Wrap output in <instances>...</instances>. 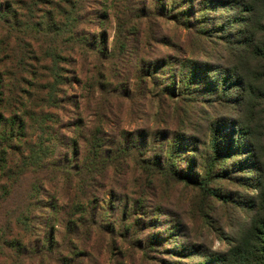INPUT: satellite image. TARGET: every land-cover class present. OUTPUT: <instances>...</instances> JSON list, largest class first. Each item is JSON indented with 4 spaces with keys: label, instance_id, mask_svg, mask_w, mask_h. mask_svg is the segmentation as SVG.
<instances>
[{
    "label": "trees",
    "instance_id": "trees-1",
    "mask_svg": "<svg viewBox=\"0 0 264 264\" xmlns=\"http://www.w3.org/2000/svg\"><path fill=\"white\" fill-rule=\"evenodd\" d=\"M141 1L145 4L137 8V0H119V6L122 14L125 9L133 14L130 19L133 24H150L153 12L147 0ZM214 2L204 0L200 5L209 9ZM239 3L240 6L233 1L226 4L229 10L237 13H234L236 24L244 25L245 29L235 30V37L228 38L234 59L229 70H225L227 77L224 76L220 84L225 86L229 78H236V82L231 83L233 87L239 88L241 84L237 99L243 103V112L249 118V122L242 124L241 134L250 141V148L236 142L234 145L238 148L233 152L237 155L233 152L227 155H230L228 159L233 155H246L240 169L247 170L254 169L253 161L258 164L264 160L261 144V133L264 132V0H240ZM91 4L98 8L95 10ZM184 4L186 8L172 14L171 19L175 22L187 20L191 24L196 21H192L197 14L194 3L187 0ZM104 6L103 0H0V264H83L85 260L93 261L86 251L93 239H97L96 244L104 243L108 252L114 238L126 239L120 229L109 227L111 220L106 224L98 220V208L93 205V199L98 190L110 187L104 183V178L109 176L115 184L126 174L124 172L134 169L145 188L152 190L153 184L169 173L163 151L147 156L146 147L140 146L137 136L115 144L105 128L110 118L117 119L121 115V103L130 98L122 73L130 66L132 50L129 38L123 41L125 33L133 34V29L124 30L118 26L113 50L109 52L104 40L106 36L98 37L90 30L96 20L101 19L99 7ZM102 13L107 15V12ZM227 23L231 24L230 21ZM188 29L193 30V25ZM151 65L154 68L148 61H140L137 65L138 85H144L146 77L158 78L151 72L148 74ZM189 67L185 83L193 81L200 70ZM181 82L176 79L171 84L178 86ZM74 85L85 91L81 100L72 94ZM140 86L135 90L141 89ZM168 87L165 86V94L174 98ZM210 89H216V86ZM86 103L95 105L91 112ZM85 110L86 117L93 118L92 122L88 121L89 126L94 127L92 132L87 126L88 135L79 136L83 144L81 150L78 140L71 138L72 142H68L59 128L72 112L80 117ZM255 117H258L256 123ZM82 123V120L75 122L76 126L72 128L75 135L81 130ZM117 125L120 127L119 122ZM219 137L215 131L211 144L214 156L207 161V172L206 168H201L203 183L200 185L204 189L209 188L213 171L223 157ZM183 141L181 137L180 144ZM58 151L64 153L57 155ZM258 171L263 185L258 192L261 214L251 219L238 242L226 252L204 250L203 256H197L195 251L188 254L190 250H185L188 252L182 255L199 259L198 264H264V174L260 166ZM170 174L173 179L198 185L176 167ZM73 180L78 186L75 193L80 191L83 201L72 204L71 218L68 215V227L73 228L74 235L70 239L65 234L59 235L63 244L66 241L65 245L76 244L64 252L57 238V225L52 223L58 217L60 205L53 202L55 194H50L49 204L41 207L40 195L47 188L46 183L71 188ZM39 209L47 216L45 227L41 228L42 236H39L37 225ZM79 213L88 218L76 220ZM105 236H109V242L104 240Z\"/></svg>",
    "mask_w": 264,
    "mask_h": 264
},
{
    "label": "rangeland",
    "instance_id": "rangeland-1",
    "mask_svg": "<svg viewBox=\"0 0 264 264\" xmlns=\"http://www.w3.org/2000/svg\"><path fill=\"white\" fill-rule=\"evenodd\" d=\"M185 1L147 0L153 12L150 24H133L130 21L133 14L128 9L122 14L119 0H103L105 6L99 7L101 19H97L96 25L90 28L96 36H106L104 40L109 52L113 50L118 26L124 30L133 29V34L125 33L123 41L129 38L132 50V57L128 60L130 66L122 73L130 98L121 103V115L117 119L110 118L105 128L115 144H121L124 138L137 136L140 146L146 147L147 156L163 151L170 170L153 184L152 190L145 188L144 181L140 180L141 176L134 169L124 172L126 174L115 184L109 176L104 178V183L110 187L98 190L96 199H93V205L98 208V220L102 224L111 220L109 227L120 229L127 240L114 238L108 252L104 243L96 244L97 239H93L89 248H85L93 261L85 260L83 264H198L199 259L189 258L182 253L190 250L188 254L195 251L197 256H203L204 250L210 253L228 251L247 230L251 219L261 212L258 192L263 185L258 167H261L263 175L264 160L258 164L253 161L254 169L241 170L240 164L246 155H233L231 159L227 155L236 151V142L250 148V141L241 134L242 124L249 122L242 109L243 103L237 99L241 84L239 88L231 85L236 78H229L225 86L220 84L227 77L225 70H229L234 59L227 44L228 38L235 37L236 31L245 29L244 25L236 24L234 16L237 13L229 10L226 4L233 1L240 6V0H211L215 2L209 9L201 7L200 2L204 0H192L197 12L192 21H196L191 24L187 20L173 21L172 14L184 10ZM144 4L137 0L136 8ZM91 6L95 10L98 8L95 4ZM201 9V13L197 11ZM102 11L107 15H103ZM227 21L231 24L228 25ZM190 25H193V30L188 29ZM140 61L151 62L154 68L151 65L148 74L151 72V75L158 76L157 79L146 77L147 82L142 86L136 81ZM189 66L200 70L193 81L185 83ZM176 79L182 81L178 86L171 84ZM166 85L169 86L167 90H172L174 98L165 94ZM213 85L216 89H210ZM139 86L142 88L136 91ZM72 94L81 100L85 91L74 85ZM86 106H89L90 112L95 107L93 103H86ZM79 116L72 112L68 118H64L59 132L68 142H72L71 138L77 139L82 150L79 136L88 135L85 130L89 126L88 121L92 122L93 118L86 117V110ZM257 119L254 118V123ZM78 120L83 123L75 135L72 128ZM117 122L120 127L116 126ZM93 127L92 124L89 126L92 132ZM215 131L220 135L223 157L213 171L209 188L204 189L200 185L203 183L201 168H206L208 159L214 156L211 144ZM261 134L264 147V132ZM181 137L184 138L182 144ZM176 142L178 145L175 147ZM60 152L64 153L58 151L57 155ZM236 166L239 168L235 169ZM175 167L178 172L180 170L191 176L198 185L173 179L170 171ZM72 184L70 188L46 183L47 188L40 195L41 207L49 204L50 194H55L53 202L60 205L58 217L52 223L57 225V238L64 252L76 244L65 245L68 241L63 244L59 235L65 234L67 239L74 235L73 228L68 227V215L72 204L83 201L81 192L75 193L78 187L76 181L73 180ZM21 197L19 194V199ZM40 211L44 212L39 209L37 225L39 236H42L41 228L45 227L47 216ZM86 218L80 213L75 217L76 220ZM95 232L99 233L98 230ZM104 238L109 242V236Z\"/></svg>",
    "mask_w": 264,
    "mask_h": 264
}]
</instances>
